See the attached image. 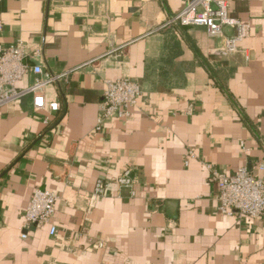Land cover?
<instances>
[{"label":"crops","instance_id":"0c3cea01","mask_svg":"<svg viewBox=\"0 0 264 264\" xmlns=\"http://www.w3.org/2000/svg\"><path fill=\"white\" fill-rule=\"evenodd\" d=\"M227 1L249 33L217 57L223 36L172 25L187 0H0V44L20 38L42 49L29 63L74 69L45 89L59 112L31 95L0 107V264H264L262 220L221 213L207 168L264 178V0ZM120 77L139 84L138 105L97 129L104 80ZM127 168L134 195L116 184ZM37 188L58 195L56 232L22 238Z\"/></svg>","mask_w":264,"mask_h":264},{"label":"built area","instance_id":"2783aa9c","mask_svg":"<svg viewBox=\"0 0 264 264\" xmlns=\"http://www.w3.org/2000/svg\"><path fill=\"white\" fill-rule=\"evenodd\" d=\"M172 25L178 26H204L211 36H223V47L216 50L214 55L224 57L236 52L237 44L249 33V24L232 16L229 12L227 0H187L185 7L171 20ZM229 28L230 33L225 29ZM42 58V49L29 50L22 39H16L9 45L0 44V107L17 101L27 95L32 96L35 110L48 108L51 112H59L62 105L58 101L46 103L45 89L48 85L58 86L66 82L70 71L51 73L45 69L44 64L29 63ZM28 73L33 74V81L26 87L17 84ZM105 89L102 102L99 105L97 129L103 126L109 118L123 119L129 116L130 109L138 105L142 94L139 84L129 77H120L104 80ZM51 116H46L44 122L49 124ZM243 145V143H242ZM244 146V145H243ZM195 154L192 149L187 151L184 163ZM210 180L217 184L218 210L226 215L237 214L252 219L262 220L264 226V178L254 173V169L246 166L237 168L233 173H224L213 165L207 164ZM264 161L255 165V169H263ZM117 187L126 189L134 195L133 179L130 169H125L116 178ZM108 192V182L102 178L97 179L94 187L95 194L105 195ZM58 195L47 189H35L27 202L24 218L19 227L21 237L26 238L24 228L30 225L42 227L50 225L49 232H56L55 225L50 220L55 211Z\"/></svg>","mask_w":264,"mask_h":264},{"label":"trees","instance_id":"16d2710c","mask_svg":"<svg viewBox=\"0 0 264 264\" xmlns=\"http://www.w3.org/2000/svg\"><path fill=\"white\" fill-rule=\"evenodd\" d=\"M178 27L180 28V27H183V26H178ZM207 67H208V69L211 71V69H210L209 65H208Z\"/></svg>","mask_w":264,"mask_h":264}]
</instances>
